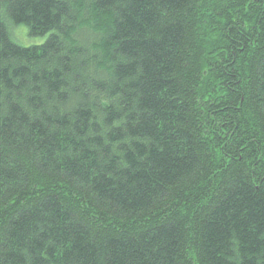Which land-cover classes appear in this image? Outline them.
<instances>
[{
    "label": "trees",
    "instance_id": "1",
    "mask_svg": "<svg viewBox=\"0 0 264 264\" xmlns=\"http://www.w3.org/2000/svg\"><path fill=\"white\" fill-rule=\"evenodd\" d=\"M0 264H264V0H0Z\"/></svg>",
    "mask_w": 264,
    "mask_h": 264
},
{
    "label": "rangeland",
    "instance_id": "2",
    "mask_svg": "<svg viewBox=\"0 0 264 264\" xmlns=\"http://www.w3.org/2000/svg\"><path fill=\"white\" fill-rule=\"evenodd\" d=\"M12 39L22 46L42 45L45 43L47 36L33 38L29 36L28 29L24 26H19L15 29Z\"/></svg>",
    "mask_w": 264,
    "mask_h": 264
}]
</instances>
